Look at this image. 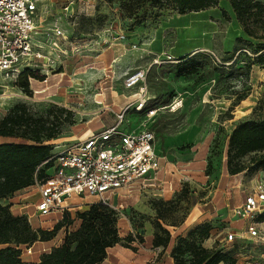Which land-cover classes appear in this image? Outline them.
<instances>
[{
	"label": "rangeland",
	"instance_id": "obj_1",
	"mask_svg": "<svg viewBox=\"0 0 264 264\" xmlns=\"http://www.w3.org/2000/svg\"><path fill=\"white\" fill-rule=\"evenodd\" d=\"M39 15L46 50L53 34L47 38L44 31L57 27L64 32L60 37L64 52L56 51L55 56H62L51 69L37 70L39 76L29 79L28 89L0 72V121L16 105H23L31 123L18 127L13 136L0 135V143L28 142L34 136L46 139L55 131L56 137L46 142L57 151L76 138L116 124L112 108L118 111L123 103L137 99V87L125 88L124 78L140 69L146 71L145 107L131 109L119 129H139L148 119L147 108H157L158 121L152 129L157 150L166 156L164 169L154 184L113 197L119 203L122 240L109 249L102 264H128L140 257L143 264H175L173 250L185 240L209 250L241 251L261 258L264 238L241 236L247 231L245 218L214 217L218 205L231 195L224 176L229 169L249 167L241 184L247 190L242 191L244 197L264 182V177L251 181L261 169L252 159L263 151L235 157L228 145L240 122L264 119V66L254 60L262 40L243 30L230 1L180 13L166 0H40ZM180 57L200 61L198 70L180 74ZM38 198L31 188L3 199L15 213L31 214L35 229L53 231L50 240L32 244L31 252L24 247L22 258L28 264H39L40 254L59 245L78 225L77 211L87 207L82 201H96L75 196L82 207L63 219L62 213L38 216ZM59 222L63 224L58 228ZM229 232L236 234L234 239H227ZM156 234L167 239L164 246L155 245ZM191 258L190 251L179 256L186 264ZM235 263L242 264L240 256Z\"/></svg>",
	"mask_w": 264,
	"mask_h": 264
},
{
	"label": "built area",
	"instance_id": "obj_2",
	"mask_svg": "<svg viewBox=\"0 0 264 264\" xmlns=\"http://www.w3.org/2000/svg\"><path fill=\"white\" fill-rule=\"evenodd\" d=\"M39 1L0 0V72L7 79L17 80L26 68L37 71L41 66H47L51 69L62 56L60 53L55 56L56 51L60 49L64 52L60 39L64 32L57 27L44 31L46 37L53 34L49 48L46 50L44 47L46 40L40 38L39 30ZM122 37L125 38V35ZM22 63H25L24 68L20 67ZM124 87H137V99L115 112L117 123L84 138H76L54 151L44 161L51 163L45 168V174L36 176L35 184L25 188L26 191L34 188L38 192L39 198L35 203L38 216L63 214L82 207L81 202L75 199V196L81 195L96 198L93 202L82 201L86 206L100 202L118 209L119 203H115L114 196L125 190L131 191L136 186L154 184L157 180L166 159L157 150L156 134L152 129L158 119L157 108H147L148 119L139 129H119L131 109L141 111L145 107L148 93L146 71L140 69L128 73L124 78ZM233 212L247 220L249 236L263 239L264 221H259V215L264 212V182L257 183L245 196L244 202L234 207ZM27 216L30 221L31 214L27 213ZM235 235L229 232L227 239L232 240ZM28 251H32L31 246ZM233 256L235 259L240 256L242 264H264V254L256 258L240 251Z\"/></svg>",
	"mask_w": 264,
	"mask_h": 264
},
{
	"label": "trees",
	"instance_id": "obj_3",
	"mask_svg": "<svg viewBox=\"0 0 264 264\" xmlns=\"http://www.w3.org/2000/svg\"><path fill=\"white\" fill-rule=\"evenodd\" d=\"M149 1V0H139ZM163 1V0H157ZM173 3L180 13L187 11H200L216 6L219 0H166ZM231 7L242 24L243 30L251 36L262 40L259 43L254 60L264 66V2L260 0H229ZM207 54V53H200ZM187 56V55H185ZM229 56L228 58H231ZM191 57L180 61L178 72L184 75L195 73L200 61H190ZM36 70L24 69L16 82L24 89L29 88V79L38 78ZM44 78V77H43ZM29 117L23 105H16L12 112L0 121V135L13 136L18 127L30 126ZM158 121V119H157ZM157 121L154 123L156 124ZM56 137L51 132L46 139L32 137L28 142L11 140L0 143V264H28L22 258L24 247H29L39 240H50L53 231L35 229L28 217L15 213L10 202L3 199L21 189L35 184L36 176L45 174V168L51 163H44L53 153V146L46 140ZM229 150L233 156L241 157L250 152L263 151L252 161L258 167L264 168V119L245 120L240 122L229 137ZM249 169L247 166H237L229 169L235 174ZM70 211L63 213L66 219ZM76 218L79 223L69 230L59 245L52 246L49 251L40 254L39 264H101L108 256L109 248L122 240L118 228L116 209L100 202L91 203L82 210H78ZM259 221H264V212L259 215ZM71 222V223H70ZM73 220H69L72 224ZM63 223H57L59 228ZM194 230V229H193ZM156 246H164L167 239L159 234L154 237ZM186 251L192 253L189 264H234L233 253L222 250H209L197 245L194 241L185 240L184 245L175 247L173 259L175 264H186L179 256Z\"/></svg>",
	"mask_w": 264,
	"mask_h": 264
},
{
	"label": "crops",
	"instance_id": "obj_4",
	"mask_svg": "<svg viewBox=\"0 0 264 264\" xmlns=\"http://www.w3.org/2000/svg\"><path fill=\"white\" fill-rule=\"evenodd\" d=\"M128 89V88H127ZM134 89V88H133ZM130 101H132V100H130ZM130 101H128L127 103H129ZM127 103H123L121 106H120V108L122 109ZM120 109V110H121ZM112 110L114 111V113L115 112H118V111H120V110H115L114 108H112ZM115 115H116V113H115ZM112 125H114V124H112ZM109 126H111V125H109ZM105 127H108V126H105ZM138 128V127H137ZM137 128H135V129H137ZM101 129V128H100ZM97 130H99V129H97ZM92 132H94V131H92ZM91 134V133H90ZM89 134V135H90ZM88 136V135H87ZM82 138V137H81ZM84 138V137H83ZM163 170V169H162ZM161 170V171H162ZM160 171V172H161ZM247 170H244V171H241V172H238V173H235V174H231V173H229V172H227L224 176H226L227 177V179H228V185H229V187L227 188L228 190L229 189H232L231 190V195H229V196H226L225 197V200L220 204V205H218V208L216 209L217 210V213L215 214V218L217 217V218H219V219H230V218H232V215H235L232 211H233V209H234V206H233V204L232 203H237L236 205L237 206H239L240 204H242L243 202H244V200H245V197H244V195H243V193H242V191L243 192H246L247 190H242V187H241V184H242V180H243V178L244 177H246V174L244 173V172H246ZM264 177V168H261L260 170H257V172L255 173V175H254V178L251 180V181H253V180H259L260 178H263ZM264 179V178H263ZM248 187L249 188H251V185H248ZM247 187V189H249ZM25 190V189H24ZM124 192V191H123ZM122 194V193H121ZM246 196V195H245ZM243 198L244 197V199L243 200H240V198ZM77 201V200H76ZM22 214V213H21ZM227 222H229V221H227ZM226 222V223H227ZM262 226L264 227V223L262 224ZM241 236H243V237H245V236H248V232L246 231L243 235L241 234ZM110 249V248H109ZM108 252H109V250H108ZM105 261V260H104ZM103 261V262H104ZM102 262V263H103ZM143 262H144V257H140L139 259H137V258H135V259H132V260H130V262L128 263V264H143ZM101 263V264H102Z\"/></svg>",
	"mask_w": 264,
	"mask_h": 264
}]
</instances>
